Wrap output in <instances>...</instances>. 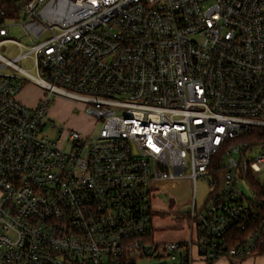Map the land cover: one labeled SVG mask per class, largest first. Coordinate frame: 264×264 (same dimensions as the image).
I'll return each instance as SVG.
<instances>
[{
	"label": "built area",
	"instance_id": "1",
	"mask_svg": "<svg viewBox=\"0 0 264 264\" xmlns=\"http://www.w3.org/2000/svg\"><path fill=\"white\" fill-rule=\"evenodd\" d=\"M28 82L47 92L35 107ZM52 95L89 104L98 131L42 134ZM259 128L264 0H0V264L253 256L264 218L238 183L264 185ZM185 179L190 237L154 242L153 196Z\"/></svg>",
	"mask_w": 264,
	"mask_h": 264
},
{
	"label": "rangeland",
	"instance_id": "2",
	"mask_svg": "<svg viewBox=\"0 0 264 264\" xmlns=\"http://www.w3.org/2000/svg\"><path fill=\"white\" fill-rule=\"evenodd\" d=\"M9 35L22 43L28 44V38L24 36L20 26H13ZM4 53L12 57L17 53V47L12 43L5 44ZM21 66L31 69L32 61L23 59L19 62ZM46 90L43 87L33 83H26L21 91L17 94V98L29 107H35L38 102L46 97ZM20 95L23 98L20 99ZM52 102L47 115V125L42 134H48L55 139H60L61 135L57 128H51V124L62 128V132L81 131L89 134L93 129L96 133L100 128V124H96V120L89 113V104L62 97L52 95ZM261 149L258 148V151ZM264 178V173L262 174ZM189 188H185V185ZM239 188L244 193L245 198L254 199L252 189L245 181L240 180ZM193 184L188 179L182 181L180 189H170L168 192H157L153 196V218L150 224L152 230V240L154 242H167L173 240H185L189 234V219L187 218L186 208L193 202V199L187 197L191 194ZM197 203L201 206L208 198L210 185L207 178L200 177L197 180ZM174 197L175 199H173ZM233 264H264V256H251L244 261L238 259H230ZM149 259L142 260L139 264H152ZM215 264H225L224 259L219 260Z\"/></svg>",
	"mask_w": 264,
	"mask_h": 264
},
{
	"label": "trees",
	"instance_id": "3",
	"mask_svg": "<svg viewBox=\"0 0 264 264\" xmlns=\"http://www.w3.org/2000/svg\"><path fill=\"white\" fill-rule=\"evenodd\" d=\"M259 133V137L260 139H263L264 137V128H259L257 129ZM218 158H221V154L218 155ZM249 180V186L251 187L253 194L255 196V199L257 200V203L260 207V215L258 217V219H256L254 221V226L259 227V223L261 221L262 218H264V185L261 184L260 182H258L257 180L253 179L252 177H250ZM245 230H239V228H233V230L229 231V235H231L232 237H236L235 240L238 241L240 240L244 235H245ZM264 235V232H263ZM231 241L230 245L233 246L235 245L236 241ZM253 256H264V244L260 245L258 247L257 250H255V252L253 253ZM249 258V257H247ZM246 258L242 259L245 260Z\"/></svg>",
	"mask_w": 264,
	"mask_h": 264
},
{
	"label": "crops",
	"instance_id": "4",
	"mask_svg": "<svg viewBox=\"0 0 264 264\" xmlns=\"http://www.w3.org/2000/svg\"><path fill=\"white\" fill-rule=\"evenodd\" d=\"M21 98H23V96H21L20 95V99ZM39 103V102H38ZM38 105V104H37ZM189 186L186 184L185 185V188H188ZM180 189V188H179ZM190 237V231H189V234H187V237L185 238V240L186 239H188ZM221 259H224V261H225V264H233V262L232 261H230V259H233V258H221ZM221 259H218V260H216L215 262H213L212 264H215V263H217L219 260H221ZM241 261H244V260H241ZM194 264H209V263H206V262H204L203 260H196L195 262H194Z\"/></svg>",
	"mask_w": 264,
	"mask_h": 264
}]
</instances>
